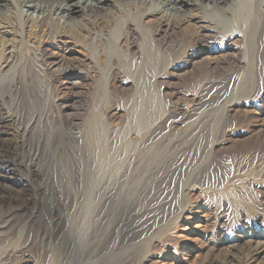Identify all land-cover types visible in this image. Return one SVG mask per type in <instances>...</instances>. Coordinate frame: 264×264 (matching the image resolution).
Returning a JSON list of instances; mask_svg holds the SVG:
<instances>
[{"label": "rangeland", "instance_id": "1", "mask_svg": "<svg viewBox=\"0 0 264 264\" xmlns=\"http://www.w3.org/2000/svg\"><path fill=\"white\" fill-rule=\"evenodd\" d=\"M82 14L80 12L79 15ZM252 14L251 9L241 8L236 12L235 20L242 28L246 23L244 19H251ZM148 25L153 30L159 28L158 22L153 20ZM165 29V26L159 28L155 41L144 42L146 55L142 64L139 63L141 40L121 41L120 56L111 62L119 78H138L145 86H151L147 81L154 73L152 52L159 46H165L171 37V31ZM93 38L69 37V42L62 44L67 65H77L87 75L79 88H71L73 91L67 86L66 80L51 81L52 73L46 68L50 67L53 73L58 74L60 65L54 66L52 60H40L36 54L39 38L37 43L27 38L23 40L19 34L12 38L11 43L17 55L14 58L16 68H13L14 62L3 67L5 57L0 54V115L13 120L11 130H19L13 135H0V171L15 180L12 183V195L17 200L15 204L0 201V225L10 222V227L4 229L5 234L0 238V264H21V261L48 264L53 261L52 254L65 245L61 235H54V229L58 228L57 222L65 214L61 226L67 228L74 211L75 187L80 184L86 189L90 184L47 179V176L54 174L51 166L43 164L46 159L44 146L51 129L63 122L73 131L82 130L88 125L94 115L93 108L97 106L104 108L106 114L112 111L109 122L113 127L122 123L121 109L135 86L131 83L123 86L119 80L107 84L109 51L105 43ZM257 40L260 46L262 44L257 62L262 74L256 84L257 97L245 103L223 106L216 102L220 95L227 92L234 75L235 70L227 71L230 65L234 69L241 66L239 61L244 51L242 42H234L228 53L222 51L216 55L215 59L221 61L218 69L209 67L207 60L190 63L184 54L169 68H159L156 83L158 88L163 89L168 102L166 117L173 119L181 116L193 108L198 97L206 95L210 99H207L208 103L212 101V104L206 108L207 113L201 121L208 117L217 119L216 128L210 129L208 123L193 138L194 141L191 140L190 145L185 146L184 159L169 176L170 180L157 183L160 186L159 198L164 199L163 202L153 209L144 208L147 188L132 199L129 204L132 219L129 221L136 226L134 230L128 235L122 234L114 249L111 246L116 239V231L111 230L99 246V252L105 249L117 256L120 262L117 260L116 264H222L223 250L202 247L206 231L231 232L241 226L243 219H248L264 233V22ZM223 43L224 39L220 37L208 45L220 51ZM94 47L99 48L98 55L92 53ZM214 73L222 77L221 81L212 79ZM107 104L110 107L107 106L105 110ZM25 128L28 132L21 136ZM217 140L224 142L215 145L210 151ZM22 142L28 148H20ZM34 153L38 154V158H35ZM195 157L199 166L196 165L191 171L182 201L186 209L179 214L180 170L184 162L190 158L193 163ZM33 162L39 164L41 170L37 176L31 174L29 164ZM27 200L30 203L25 206ZM216 218L218 221L215 226ZM67 240L70 242L69 236ZM65 248L66 245L62 252ZM94 249L95 244L91 242L82 248L81 252L85 256L83 262H87ZM14 252V255L9 256ZM246 253L235 264H264V255L258 258L260 261L249 262Z\"/></svg>", "mask_w": 264, "mask_h": 264}, {"label": "bare ground", "instance_id": "2", "mask_svg": "<svg viewBox=\"0 0 264 264\" xmlns=\"http://www.w3.org/2000/svg\"><path fill=\"white\" fill-rule=\"evenodd\" d=\"M245 7L251 9L253 14L251 19H244L246 23L241 28L235 20V14ZM80 12H83L81 16ZM150 20L158 22L159 28L165 26L169 29L171 37L165 46L152 50L151 64L154 66V73L147 81L151 86H145L138 78H119L111 62L113 58L120 56L121 41L137 39L141 40L139 63L144 62V42L155 41V36L159 35V28L153 30L148 25ZM263 22L264 0H0V54L5 57L3 67L14 62L13 68H16L14 58L17 55L11 43L13 37L19 34L23 40L27 38L34 40V43L39 38L36 54L40 60H52L54 66L60 65L58 74L53 73L52 68H46L52 73L51 81L66 80L70 89L79 88L87 75L79 66L67 65V55L62 52V44L67 43L69 37L77 39L87 36L90 39V36H94L99 42L105 43L109 51L107 84H114L119 80L123 86L130 83L135 86L134 92L121 109L122 123L118 126L113 127L109 122L112 111L106 114L104 108L97 106L93 108L94 115L84 129L73 131L61 122L51 129L47 140L45 139L46 159L43 164L54 170V174L47 176V179L53 182H90L86 189L80 184L75 187L74 211L66 229L64 225L61 226L65 214L60 216L57 222L59 229H54L53 232L55 237L62 236L66 250L64 254L62 248L65 245L58 248V251L55 250L51 256L53 261L48 264H83L85 256L81 251L90 242L95 244V249L86 264H116L117 256L109 254L105 249L99 252V246L111 230L116 231L112 249L120 242L122 234L128 235L134 230L136 226L129 221L132 219L129 206L132 199L147 188L144 208L153 209L163 202L164 199L159 198L160 186L157 183L170 180L169 176L184 159L185 146L208 123L211 125L210 129L216 128L217 119L208 117L201 121L202 116L207 113L206 108L212 104V101L208 103L206 95L195 98L197 103L181 116L173 119L166 117L168 102L163 89L158 88L156 83L159 68H169L184 54L190 63L200 59L207 60L209 67L218 69L221 61L215 59L216 55L222 51L228 53L234 42H242L244 51L239 61L241 66L234 69L230 65L227 71L235 70L234 75L227 92L220 95L216 102L232 106L252 100L254 96L257 97L256 84L262 74V68L257 65L259 51L262 49V44H258L257 34ZM220 37L224 39L220 51L209 47V43ZM192 47L194 49L190 52ZM92 50L93 54H99V48L94 47ZM216 75L212 79L221 81L222 77ZM107 106L110 107L107 104L105 110ZM1 115L0 135L19 133L17 129L11 130L13 120ZM27 132L25 128L21 136ZM223 142L214 141L210 151ZM39 143L40 141L38 147ZM25 147L26 143L22 142L20 148ZM34 156L38 158L37 153ZM196 163V157L193 163L189 158L180 170L179 214L186 209L182 201L191 171L196 165L199 166ZM29 165L32 175L41 173L39 164L33 162ZM42 179L45 182V176ZM13 182L15 180L12 177L0 171L2 203L17 202L12 195ZM29 203L27 200L25 206ZM217 221L216 218L215 226ZM240 225L231 232L206 231L202 247L223 250L222 264H235L246 251L247 261L257 260L264 255V233L256 229L248 219H243ZM8 227L9 221L0 225V238ZM68 236L70 242L67 240ZM14 254L15 252L9 256ZM21 264L29 263L21 261Z\"/></svg>", "mask_w": 264, "mask_h": 264}]
</instances>
